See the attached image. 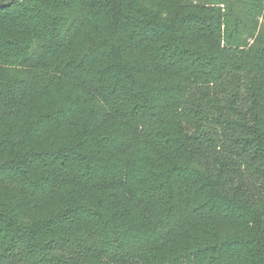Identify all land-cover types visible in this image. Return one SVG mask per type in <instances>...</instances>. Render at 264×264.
Listing matches in <instances>:
<instances>
[{"label":"trees","instance_id":"16d2710c","mask_svg":"<svg viewBox=\"0 0 264 264\" xmlns=\"http://www.w3.org/2000/svg\"><path fill=\"white\" fill-rule=\"evenodd\" d=\"M260 18L264 0L0 7V264H264Z\"/></svg>","mask_w":264,"mask_h":264},{"label":"water","instance_id":"95a60500","mask_svg":"<svg viewBox=\"0 0 264 264\" xmlns=\"http://www.w3.org/2000/svg\"><path fill=\"white\" fill-rule=\"evenodd\" d=\"M15 0H1L0 1V7H8L10 6Z\"/></svg>","mask_w":264,"mask_h":264},{"label":"rangeland","instance_id":"374dc122","mask_svg":"<svg viewBox=\"0 0 264 264\" xmlns=\"http://www.w3.org/2000/svg\"><path fill=\"white\" fill-rule=\"evenodd\" d=\"M259 29H261V30H264V21H263V19L262 18H260V20H259ZM258 33V30H257V32H256V34ZM258 35V34H257Z\"/></svg>","mask_w":264,"mask_h":264}]
</instances>
